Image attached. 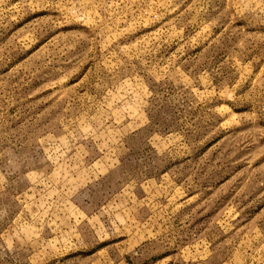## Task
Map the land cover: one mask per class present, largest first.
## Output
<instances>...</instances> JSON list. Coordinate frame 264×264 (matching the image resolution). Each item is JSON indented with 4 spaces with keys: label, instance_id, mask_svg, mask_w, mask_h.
Wrapping results in <instances>:
<instances>
[{
    "label": "rangeland",
    "instance_id": "rangeland-1",
    "mask_svg": "<svg viewBox=\"0 0 264 264\" xmlns=\"http://www.w3.org/2000/svg\"><path fill=\"white\" fill-rule=\"evenodd\" d=\"M0 264H264V0H0Z\"/></svg>",
    "mask_w": 264,
    "mask_h": 264
}]
</instances>
